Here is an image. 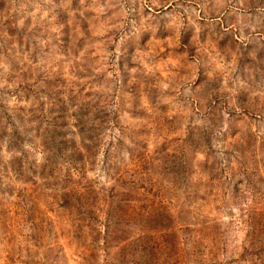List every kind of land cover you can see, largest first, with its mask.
I'll return each mask as SVG.
<instances>
[{
	"label": "rangeland",
	"instance_id": "1",
	"mask_svg": "<svg viewBox=\"0 0 264 264\" xmlns=\"http://www.w3.org/2000/svg\"><path fill=\"white\" fill-rule=\"evenodd\" d=\"M0 264H264V0H0Z\"/></svg>",
	"mask_w": 264,
	"mask_h": 264
}]
</instances>
